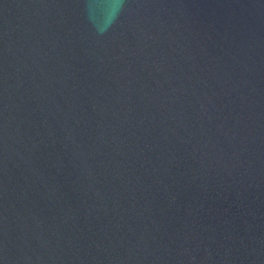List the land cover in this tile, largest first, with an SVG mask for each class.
<instances>
[{
    "label": "water",
    "instance_id": "95a60500",
    "mask_svg": "<svg viewBox=\"0 0 264 264\" xmlns=\"http://www.w3.org/2000/svg\"><path fill=\"white\" fill-rule=\"evenodd\" d=\"M0 264H264V0H0Z\"/></svg>",
    "mask_w": 264,
    "mask_h": 264
}]
</instances>
